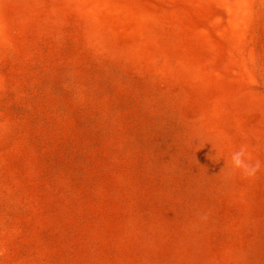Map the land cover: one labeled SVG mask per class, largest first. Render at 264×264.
<instances>
[{
	"label": "rangeland",
	"instance_id": "rangeland-1",
	"mask_svg": "<svg viewBox=\"0 0 264 264\" xmlns=\"http://www.w3.org/2000/svg\"><path fill=\"white\" fill-rule=\"evenodd\" d=\"M0 264H264V0H0Z\"/></svg>",
	"mask_w": 264,
	"mask_h": 264
},
{
	"label": "clouds",
	"instance_id": "clouds-1",
	"mask_svg": "<svg viewBox=\"0 0 264 264\" xmlns=\"http://www.w3.org/2000/svg\"><path fill=\"white\" fill-rule=\"evenodd\" d=\"M219 161V160H217ZM229 166L232 171L240 172L241 174L252 177L259 170V162H253L251 154L246 147H241L230 154Z\"/></svg>",
	"mask_w": 264,
	"mask_h": 264
}]
</instances>
